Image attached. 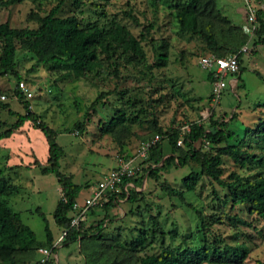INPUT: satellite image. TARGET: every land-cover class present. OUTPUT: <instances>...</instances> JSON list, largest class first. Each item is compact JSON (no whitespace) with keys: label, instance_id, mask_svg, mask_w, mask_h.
Instances as JSON below:
<instances>
[{"label":"rangeland","instance_id":"obj_1","mask_svg":"<svg viewBox=\"0 0 264 264\" xmlns=\"http://www.w3.org/2000/svg\"><path fill=\"white\" fill-rule=\"evenodd\" d=\"M3 1L0 0V23L6 22L11 28H35L38 19L56 5L55 0H20L8 5L2 4ZM183 1L84 0L81 6L73 5L71 0L60 3L56 14L60 17L73 14L81 26L95 24L106 30L108 21L115 20L139 41L144 54L135 63L129 51L120 53V49L108 58L104 52L100 53L99 64L84 77L34 64L30 53L14 43L15 71L19 78L0 75V94L6 95L0 101V132L15 120V114L24 113L23 102L27 100L14 96L18 81H23L32 92L27 101L30 110L55 131V141L62 148L58 170L82 186L79 199L122 157L132 158V165L142 167V190L133 201H119L108 210L109 220L103 228L108 246L103 248L99 239H89L88 249L82 244L79 247L78 242L59 244L51 253L52 257L55 254V264H112L113 251L119 258L115 264H127L132 251L131 256L139 257L157 253L163 247L196 248L204 240L219 247L243 243L249 252L242 264H264V220L248 213L247 205L231 208L229 202L221 203L225 189L209 177L201 175L191 191L183 192L182 199L168 196L160 188L161 184H167L179 189L180 179L189 171L198 170L192 161L183 166L176 164L175 158L183 150L176 149L180 147L176 142L171 149L165 134L161 135L158 143L162 144L163 156L171 154L174 163L154 174L149 172L155 167L151 162L135 157L139 143L156 133V128L166 133L177 130L181 139L185 125L190 122L205 125L209 116L227 121L226 130L232 137L226 143L250 154H264V142L244 133L245 128H253L264 120V40L259 45L253 43L254 39L247 41L250 50L240 60V73L233 76L236 87L230 89L227 83L213 105L208 99L211 83L206 78L207 71L197 65L198 56L211 51L198 36L181 31L174 18L175 8ZM260 2L263 7L264 0ZM212 7L224 19H213L212 29L217 42L224 46L221 51L226 52L239 42L245 6L242 0H212ZM161 40L167 42V56L165 65L156 68L152 65L155 45ZM117 112L123 117L122 123L110 131L101 129ZM217 146L206 141L196 143L200 152L207 154H214ZM46 150L43 135L29 120L0 139V172L17 187L15 193L5 197V204L33 232L35 244L44 242V224L52 240L61 232L52 219L60 196L59 184L53 173H41L33 165L36 160L45 166ZM220 167V178L225 180L230 172L241 179H251L264 171V166H239L226 156H221ZM101 212L98 209V215ZM151 216L157 218L163 236L148 233ZM169 231L175 234L169 236ZM139 232H146L145 242L142 247H133L132 241ZM84 241L80 242L87 245ZM35 248L28 256L15 257L16 264H34Z\"/></svg>","mask_w":264,"mask_h":264},{"label":"trees","instance_id":"obj_2","mask_svg":"<svg viewBox=\"0 0 264 264\" xmlns=\"http://www.w3.org/2000/svg\"><path fill=\"white\" fill-rule=\"evenodd\" d=\"M19 1L4 0L2 4L8 5ZM55 1L56 5L38 19V24L35 28H11L6 22L0 23V75L11 74L19 78L15 71L16 64L14 62L15 41L18 43L20 49L27 51L35 59L34 64L47 65L50 69L70 71L76 77H84L95 70L100 61L99 54L103 52L105 58H108L112 53L121 49L120 53L129 51L131 60L135 63H139L143 59L144 54L139 41L115 20L111 19L108 21V29L106 30H102L95 24L81 26L79 19L73 14L65 17L58 16L56 14L58 6L66 0ZM71 1L75 6H81L84 2V0ZM174 18L181 31H188L199 37L211 51V53L207 54L223 56L237 53L238 71L233 76L240 73V60L244 55L237 51L249 39L240 29L238 44L228 48V51H226L228 53L221 51L224 46L217 42L212 29L215 26L213 19L220 18L213 10L212 0H184L175 8ZM220 19L224 20L223 18ZM256 20L259 26L254 33L253 43L259 45L264 40V6L256 11ZM166 56L167 42L161 40L155 45V59L152 65L156 68L163 67ZM206 78L209 80L208 74ZM14 94L16 98L23 96L19 92L18 87H16ZM208 99H210L209 94ZM94 103L95 99L89 106L92 107ZM27 106V101H24V113L15 114V120L9 127L0 132V139L8 137L24 120H29L32 126L41 132L47 148L46 164L43 166L34 160L33 165L37 166L41 173H53L59 184L60 196L55 203L52 219L61 230L67 229V233L60 241V244L78 242L79 247L82 244L85 249H88L89 239H99L102 240L100 245L102 244L104 248L108 242L105 241L103 232L105 225H102V220H107L108 210L114 207L112 200L110 199L99 208L102 211L100 215H98V210L94 211L90 209L87 215L88 219L86 222L80 224L78 229L68 228L71 204L79 197V191L82 189V186L73 183L70 175L66 176L58 170V159L63 154V151L55 141V131L40 122L37 119L38 117ZM122 121V115L117 112L116 116H113L102 125L101 129L110 131L121 124ZM226 122L217 118L213 119L212 116L208 117L205 125L199 122H190L188 124V131L181 136V143L177 145L180 147L175 146L176 139L178 138L177 130L170 129L166 133L161 132L160 128H156V133L153 135H159L160 139L161 135L165 134L167 143L171 149L173 147H176V149L183 148V150H179L180 154L175 158L178 166H183L187 161H192L198 166L197 171H189L180 179L179 189L167 184H161L160 188L166 195L182 199L183 192L191 191L201 175L204 174L225 189V194L220 201L221 203L225 204L229 202L231 208L237 204L247 205L248 213H253L264 220V171H261L251 179H241L235 172H230L226 180L220 178L221 156L229 157L239 166L247 164L264 166V154H250L237 145L226 143L232 137V133L226 130ZM244 133L255 140L264 142V120L253 128H245ZM201 141H206L211 146H217L220 143H223V145L217 146L214 154H207L200 152L196 147V143H200ZM158 142L156 141L149 148L147 155L144 157L155 166L149 171L150 174H154L158 169H166L170 164L174 163V158L171 154L163 156L162 144ZM122 158L126 160L125 157ZM135 167L136 169L133 170L131 176H123L122 179L123 181L130 180L135 189L141 185L143 188L142 167L140 165H136ZM16 190L17 187L8 182L2 175V172H0V262H6L4 264H16L17 259L15 257L20 255L28 256L34 247H36L35 252L37 248H50L51 252L56 248L52 247L54 240H52L46 224L43 226L44 242L42 244H35L33 232L21 223L17 213L11 212L6 207L5 197L15 193ZM141 190L128 188L126 197L124 193L113 195L122 201H133L134 197ZM39 215L45 223L43 215L41 213ZM151 226L148 230L149 234L164 235L163 230L157 227V218L154 216H151ZM144 233L139 232L135 237L132 241L133 247H142V244L145 242ZM167 234L173 236L175 232L169 231ZM83 239H85L84 242L87 245L80 242ZM248 252V248L243 243L219 247L212 244L208 245L204 240L202 245L196 248L188 246L180 249L163 247L157 253L144 254L139 257L131 256L134 254V251H132L126 262L128 261L127 264H242ZM113 253L114 260L112 259L111 263L115 264V261L118 262L119 258H117V254L114 251ZM34 264H39L38 257H36ZM48 264H54L52 258H50Z\"/></svg>","mask_w":264,"mask_h":264},{"label":"built area","instance_id":"obj_3","mask_svg":"<svg viewBox=\"0 0 264 264\" xmlns=\"http://www.w3.org/2000/svg\"><path fill=\"white\" fill-rule=\"evenodd\" d=\"M245 6V24L241 25V31L247 35L249 41L253 39L254 33L257 30L259 23L256 20V11L262 8L260 0H242ZM257 45V44H256ZM250 46L243 44L237 52H241L244 56L249 52ZM197 65L206 70L209 75V82L211 83L210 99L209 101L215 105L218 102L223 88L228 83L230 89L235 86L236 77L234 73L238 71L237 53H230L223 56H216L213 54H203L198 56ZM5 75V74H3ZM18 90L23 95L24 99L29 101L32 98V92L26 87L23 81H18ZM6 95L0 94V101L5 100ZM30 109V105L27 106ZM188 131V125L183 127V132ZM159 139V135L155 134L151 138L140 142L137 146L135 157L144 158L149 148ZM181 139H176V145H180ZM132 158L126 160L119 159L114 168L107 170L99 180L95 182L89 192L81 199H76L70 208L68 228L78 229L80 224L86 222L88 219V212L90 209L98 210L103 204L110 199L113 206H117L121 199H118L113 194L124 193L127 196V189L141 190L142 185L135 189L130 180L123 181V176H131L133 170L136 169L131 164ZM106 219L102 220V225H105ZM67 229H62L58 237L53 241L52 247H57L60 241L66 235ZM50 248H37L36 254L39 264H48L51 256ZM55 264V263H54Z\"/></svg>","mask_w":264,"mask_h":264},{"label":"crops","instance_id":"obj_4","mask_svg":"<svg viewBox=\"0 0 264 264\" xmlns=\"http://www.w3.org/2000/svg\"><path fill=\"white\" fill-rule=\"evenodd\" d=\"M4 146V145H3Z\"/></svg>","mask_w":264,"mask_h":264}]
</instances>
